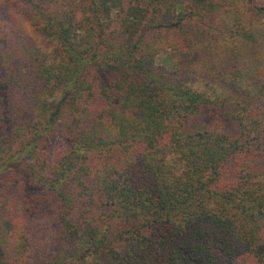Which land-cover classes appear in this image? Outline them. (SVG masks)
I'll return each instance as SVG.
<instances>
[{
  "label": "trees",
  "instance_id": "16d2710c",
  "mask_svg": "<svg viewBox=\"0 0 264 264\" xmlns=\"http://www.w3.org/2000/svg\"><path fill=\"white\" fill-rule=\"evenodd\" d=\"M4 1L0 264H264V0Z\"/></svg>",
  "mask_w": 264,
  "mask_h": 264
},
{
  "label": "rangeland",
  "instance_id": "374dc122",
  "mask_svg": "<svg viewBox=\"0 0 264 264\" xmlns=\"http://www.w3.org/2000/svg\"><path fill=\"white\" fill-rule=\"evenodd\" d=\"M257 2L261 1V0H256ZM0 7L2 8V10L9 16H14L17 15L19 13V10H15V7L11 4V3H7L4 0H0ZM12 8H14V11L12 10ZM31 11H29L27 13V17L30 15ZM263 22H264V16H261ZM22 25H24L25 27L24 29V38L26 41H30L32 42V40H35L36 42H38L37 45H43L44 42L42 41V37L38 32L37 26L32 24L29 20L26 21V23H22ZM172 59L169 57L168 54H162L159 55L157 57V63L160 64H165V63H171ZM228 116H225V119L228 120ZM229 121V120H228ZM67 146L66 143V137H65V131H64V127L63 125H61V127L59 126L55 133L53 134L52 138L49 141V150L52 154V157H55L57 155V153L62 149L65 148ZM19 208L18 209H22L23 207L20 206V204L18 203ZM46 246H49L50 243H45Z\"/></svg>",
  "mask_w": 264,
  "mask_h": 264
}]
</instances>
